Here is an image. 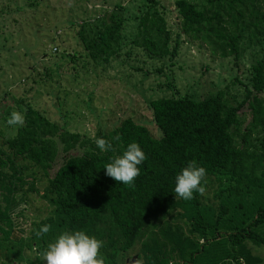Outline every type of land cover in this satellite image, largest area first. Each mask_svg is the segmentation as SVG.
I'll return each instance as SVG.
<instances>
[{
  "label": "trees",
  "instance_id": "1",
  "mask_svg": "<svg viewBox=\"0 0 264 264\" xmlns=\"http://www.w3.org/2000/svg\"><path fill=\"white\" fill-rule=\"evenodd\" d=\"M148 1L137 18L133 45L163 57L174 53L183 35L215 57L232 56L234 64L249 48L246 80L234 76L231 83L239 88L225 86L200 98L149 99L157 135L124 117L88 136L62 128L25 103L24 125L0 136V264H34L35 253L45 252L65 231L103 241L105 264H122L135 247L138 264H240L241 257L245 264H264L249 247L264 253V0H205L201 7L174 0L179 26L172 46L158 0ZM110 17L84 45L91 59L107 62L118 49L113 45L121 19ZM82 32L80 27L77 33ZM244 107L250 117L242 124ZM97 138L108 140L112 150L102 152ZM132 142L147 159L134 186L127 187L108 177L104 166ZM193 160L206 169L205 186H216V206L203 203L199 193L191 201L176 198L175 178ZM43 182L40 196L50 214L25 234L19 201L38 193ZM44 225L51 231L38 238ZM25 249L34 250V259Z\"/></svg>",
  "mask_w": 264,
  "mask_h": 264
},
{
  "label": "rangeland",
  "instance_id": "2",
  "mask_svg": "<svg viewBox=\"0 0 264 264\" xmlns=\"http://www.w3.org/2000/svg\"><path fill=\"white\" fill-rule=\"evenodd\" d=\"M186 1L197 7L205 3ZM148 4V0H0V136L13 134L14 127L7 125V119L13 111L22 112L25 103L62 128L88 136L98 129L109 130L124 117L157 135L147 107L149 99L179 94L200 98L225 86L239 88L235 81L231 83L234 76L246 80L252 60L249 48L234 64L232 56L215 57L204 44L183 35L174 53L163 57L148 56L133 45L137 18ZM158 7L172 46L179 26L174 0H158ZM109 17L121 19L119 39L113 45L118 49L107 62L101 61V56L91 59L84 45ZM80 27L81 36L77 33ZM51 46L57 50L52 51ZM239 112L245 124L250 117L248 109ZM59 162H54L50 172ZM44 185L39 184V192L29 194L25 202L19 201L25 234L50 214V204L40 196ZM215 187L214 183L205 186L203 203L216 206L218 201L212 197ZM249 247L264 263L263 251ZM33 249H25L32 259ZM136 250L123 256L122 264L125 260L126 264H138ZM43 255L35 253L39 260L34 264H46Z\"/></svg>",
  "mask_w": 264,
  "mask_h": 264
},
{
  "label": "clouds",
  "instance_id": "3",
  "mask_svg": "<svg viewBox=\"0 0 264 264\" xmlns=\"http://www.w3.org/2000/svg\"><path fill=\"white\" fill-rule=\"evenodd\" d=\"M6 123L11 127H22L25 116L20 111H13ZM95 143L102 152L112 150V144L104 138H97ZM146 159V154L140 145L132 142L122 155L113 158L104 166L105 174L117 183L133 187L135 180L141 174L139 166ZM205 181L206 169L197 166L196 161H190L175 178L176 198L191 201L195 198L194 194H204ZM50 231L51 225H44L36 232V236L43 237ZM103 246V241L87 235L84 231H65L57 237L55 242L47 245L43 259L46 264H105V258L101 254ZM240 264H245L243 257L240 258Z\"/></svg>",
  "mask_w": 264,
  "mask_h": 264
},
{
  "label": "water",
  "instance_id": "4",
  "mask_svg": "<svg viewBox=\"0 0 264 264\" xmlns=\"http://www.w3.org/2000/svg\"><path fill=\"white\" fill-rule=\"evenodd\" d=\"M132 261H133V259H131ZM126 262H127V260H125V263L124 264H126Z\"/></svg>",
  "mask_w": 264,
  "mask_h": 264
}]
</instances>
